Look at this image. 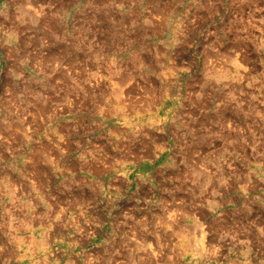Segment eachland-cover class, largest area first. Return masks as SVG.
Instances as JSON below:
<instances>
[{"label":"rangeland","instance_id":"rangeland-1","mask_svg":"<svg viewBox=\"0 0 264 264\" xmlns=\"http://www.w3.org/2000/svg\"><path fill=\"white\" fill-rule=\"evenodd\" d=\"M38 2L78 14L79 44L51 48L62 88L0 73V264H264V0H0V20Z\"/></svg>","mask_w":264,"mask_h":264},{"label":"built area","instance_id":"built-area-1","mask_svg":"<svg viewBox=\"0 0 264 264\" xmlns=\"http://www.w3.org/2000/svg\"><path fill=\"white\" fill-rule=\"evenodd\" d=\"M45 5L46 3L41 2L23 4L27 14L7 17L0 23V46H3L0 47V73L5 70L11 76L10 85H14L16 82L26 85L30 83V79L36 83H38L37 79L47 81L45 80L47 76L48 78L54 77V82L59 83L57 88H62L63 82L56 76V71L72 66V62H67L62 56L53 57L51 48L55 49L53 51L56 53L62 54L78 49L79 25L77 19L79 16L62 12L58 16L52 17L44 13ZM10 35L14 36L15 40H6V37ZM33 37L39 38V47L33 43ZM37 50L38 56H32ZM76 66L77 64H75ZM17 69L23 72L21 75L23 77L25 75V78L15 75ZM31 72L40 77L31 75ZM2 103L0 96V109H2ZM7 105L8 110L11 111L10 106L12 105L9 104V101Z\"/></svg>","mask_w":264,"mask_h":264},{"label":"crops","instance_id":"crops-1","mask_svg":"<svg viewBox=\"0 0 264 264\" xmlns=\"http://www.w3.org/2000/svg\"><path fill=\"white\" fill-rule=\"evenodd\" d=\"M0 22H3V21H1L0 20ZM131 109H133V112H136V111H138V110H141V108H142V104L140 103V102H136V101H132L129 105H128ZM79 163V162H78ZM78 163H77V165L75 164L74 165V167H75V169L76 168H78ZM77 166V167H76ZM88 174H89V172H88ZM94 175V174H93ZM115 176H117L116 174L115 175H113L112 177H115ZM119 176V175H118ZM104 177H106V176H104ZM115 179H117V178H115ZM91 199H94V198H91ZM90 201H93V200H90ZM94 203H95V201H94ZM108 203H106L105 204V207L104 208H102V211H103V215H102V220L104 221V222H102V224L104 223L105 224V217H104V215H106V213H108V206L110 207V205H107ZM100 219H101V217H100Z\"/></svg>","mask_w":264,"mask_h":264},{"label":"bare ground","instance_id":"bare-ground-1","mask_svg":"<svg viewBox=\"0 0 264 264\" xmlns=\"http://www.w3.org/2000/svg\"><path fill=\"white\" fill-rule=\"evenodd\" d=\"M198 226V225H197ZM197 250V249H196Z\"/></svg>","mask_w":264,"mask_h":264}]
</instances>
